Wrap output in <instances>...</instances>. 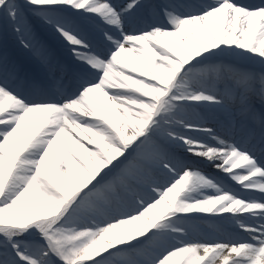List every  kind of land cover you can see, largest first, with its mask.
Segmentation results:
<instances>
[{
    "label": "snow or ice",
    "instance_id": "snow-or-ice-1",
    "mask_svg": "<svg viewBox=\"0 0 264 264\" xmlns=\"http://www.w3.org/2000/svg\"><path fill=\"white\" fill-rule=\"evenodd\" d=\"M9 34L0 264H264V0H0Z\"/></svg>",
    "mask_w": 264,
    "mask_h": 264
},
{
    "label": "rangeland",
    "instance_id": "rangeland-1",
    "mask_svg": "<svg viewBox=\"0 0 264 264\" xmlns=\"http://www.w3.org/2000/svg\"><path fill=\"white\" fill-rule=\"evenodd\" d=\"M49 42L50 44L52 43L53 45H57L58 47H60L58 40L56 37H49ZM5 43L7 44V52L8 50L10 51V49L13 50V47L10 46H14L17 49V52L14 51V53H16V59H23L24 61H26V59H28V54L26 52V50L22 49L20 47V45L17 42V38L11 34L8 35V37L5 40V37H3L2 35H0V52H2L5 48ZM51 44V45H52ZM52 45V46H53ZM66 55V53H64ZM214 220H212L210 224L206 225L205 224H201L202 226L205 227V229H209L210 231L214 232V233H221V229L222 226L219 222H213ZM224 225V229H229L231 230V226H229V224H223ZM216 228V229H215Z\"/></svg>",
    "mask_w": 264,
    "mask_h": 264
},
{
    "label": "bare ground",
    "instance_id": "bare-ground-1",
    "mask_svg": "<svg viewBox=\"0 0 264 264\" xmlns=\"http://www.w3.org/2000/svg\"><path fill=\"white\" fill-rule=\"evenodd\" d=\"M249 2H258V0H249ZM12 58L14 59V57H12ZM206 170L210 171V172L212 171V169L210 167L207 168ZM234 190L238 191V188H234ZM240 194L241 195H252L250 193H244V192H241ZM226 216H227V214H226ZM209 218H211V217L210 216H206L204 219H201V220L195 222V231L193 233L194 238H198V239H217V238H220L223 233L230 232L228 229H224L223 228V229H221L222 232L217 234V233H214V232L210 231L209 229H205V227L202 226L201 224H205V223L210 224V221L207 220ZM215 220H218L222 224H229V226L233 227V225L231 224V221L229 219H227V218L223 219V220H220V219H215ZM241 234L242 235H240V236L244 235V233H242V232H241Z\"/></svg>",
    "mask_w": 264,
    "mask_h": 264
}]
</instances>
